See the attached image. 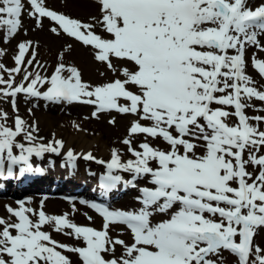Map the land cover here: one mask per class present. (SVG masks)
Masks as SVG:
<instances>
[{
	"label": "snow or ice",
	"instance_id": "snow-or-ice-1",
	"mask_svg": "<svg viewBox=\"0 0 264 264\" xmlns=\"http://www.w3.org/2000/svg\"><path fill=\"white\" fill-rule=\"evenodd\" d=\"M97 2L101 10L98 23L110 38L97 35L92 24L48 9L44 0H28L29 15L36 19L37 26L47 18L58 26L50 29L57 36L62 31L84 46H91L96 50L95 59L109 69L113 68L112 58H116L133 64L134 71L124 68L123 80L93 87L83 82L77 68L60 63L50 78L36 73L29 79L32 73L25 69L23 80L28 81L27 86L21 83L13 87L11 73H21L22 65H32L36 59L33 51L31 59L25 61L32 44L20 43L15 57L17 67L7 70L0 64V69L9 71L10 76L7 81L0 76V84L6 85L3 95L25 93L51 102L91 104L96 107L93 116L109 111L132 114L139 120L131 125L130 136L160 138L169 150L142 143V151H136L132 141L124 139L136 157L127 164H121L118 152L112 151L109 173L103 177L107 187L121 181L120 176L111 174L113 169L132 172L134 179L150 177L155 187L141 189L143 207L138 212L109 211L92 204L103 218V230L77 226L67 216L50 217L43 210L33 212L38 215L33 222L27 215L32 210L23 203L18 210L8 208L18 222L8 224L0 219L4 226L0 231V264H72L57 249L76 254L82 264H216L209 257L219 256L222 250L236 256L238 264H264L261 249H253L254 235L264 227V156L244 159L246 150L259 151L264 147V131L249 123L243 102L253 97L264 101V92L249 86L252 81L245 74L246 45H256L264 51L257 39L258 34L264 33V3L252 10L247 7V0ZM23 7L22 0H0V28L6 26V40L21 27ZM229 50L236 54L229 55ZM252 63L264 77V61L253 58ZM45 84L49 87L41 93L38 86ZM128 85L137 91H130ZM121 99L128 103L121 104ZM213 104L232 107L234 113L213 109ZM230 115L238 118L236 126L225 122ZM0 118L6 119V114ZM254 119L261 121L264 117ZM140 120L149 123L141 124ZM21 133H25V122L19 117L15 130L0 124V173L4 170L5 154L11 176L16 165L26 166L21 167V174L38 172L30 163L33 155L58 154L63 148L61 141H55V146L16 144ZM25 135L29 142L34 139L31 132ZM186 137L205 143L197 145ZM14 146L20 149V155L13 154ZM197 147L205 149L203 155L196 152ZM67 157L70 161L76 159L71 150ZM84 158L94 159L91 154ZM153 162L156 167L151 166ZM249 162L260 168L254 179L246 170ZM169 212L168 219L151 222L154 213ZM47 224L57 232L70 229L64 234L82 238L85 246L69 247L52 240L41 230ZM115 224L130 230L131 244L109 237L108 229ZM117 245L123 248L120 257L114 255ZM253 251L256 258L250 262ZM106 253H112L113 258L106 259Z\"/></svg>",
	"mask_w": 264,
	"mask_h": 264
},
{
	"label": "rangeland",
	"instance_id": "rangeland-1",
	"mask_svg": "<svg viewBox=\"0 0 264 264\" xmlns=\"http://www.w3.org/2000/svg\"><path fill=\"white\" fill-rule=\"evenodd\" d=\"M97 9L96 11H90L83 9L81 6H79V0H44L45 6L48 8H52L60 13H63L67 16H69L72 19L78 20L81 23L84 24H92L94 25L93 31L100 35L102 38H107L109 35L106 34L103 30V26L98 23V21L101 19V10L100 5L97 2ZM23 12L24 11H31V6L28 3V0H22ZM261 4H257L254 1H248L247 7L251 8L252 10H255L257 7H259ZM27 12L25 15H21V27L18 29L17 33L14 39V43L18 48V45L20 43H27L29 41H32V48L29 50V55L31 53V50L35 51L36 59L31 65V71L39 73L41 77L50 78L54 72L56 67L63 63L65 66L75 67L77 68L82 76L83 82L91 85V86H98L103 85L106 83L113 82L116 79L123 80L124 77L121 74L122 70L124 68H128L130 71L135 70V66L127 61H121L116 58H112V64L113 68L109 69L105 63L103 65H99L96 59H95V51L91 46H84L82 43L76 41L74 38L69 36H57L53 32H51V28L54 27L51 22L47 21V18H43L41 21L40 26H37V21L34 19L32 23H27ZM0 32H5L6 34V26L4 28H0ZM110 37V36H109ZM259 41L260 46H264V33L258 34L257 37ZM18 43V44H17ZM70 46V47H69ZM64 47L65 52H63L61 49ZM234 53H236L234 51ZM28 57V56H26ZM62 57V59H61ZM253 58L259 61H264V51H261L259 47L256 45H246L245 47V74L249 76L252 83L251 85L260 92H264V77H262L258 71L253 67ZM0 64H7L8 68H13L12 62H9L7 60H4L0 56ZM47 67V68H46ZM88 68L91 69V73H88ZM4 74H8L5 71H3ZM64 75H68L67 72L64 73ZM104 78L101 80L100 78ZM18 85V84H16ZM49 85L45 84L44 88H41L39 91L41 93H44L48 89ZM128 88L135 89V86L128 85ZM137 91V90H136ZM38 100L46 101L42 98H36L35 104L38 102ZM13 101L15 102L14 97L10 99H6L4 97V100H0V114L3 116L6 114V119H3L5 121H16L17 117L22 119L25 122V128L28 123L37 122L41 123L44 128L50 129L52 131H58V132H64V134H68L70 130L78 131L82 130L88 134H91V136L100 137L101 139L105 140L110 139L109 143L112 145L111 142L114 143V140H118L119 144L123 145L125 150L129 152V146L125 145L123 143V140L126 139L128 135H118L116 132L109 133L108 131H105L104 126L114 128L113 124L111 125L109 122L108 124H105V121H110V118L112 116L110 115H104V114H97L96 116H90L89 118H79L77 114L74 113H61L57 109L54 108H44L43 110H37L35 108H30V105L26 104V99L19 100L18 103H15V106L13 105ZM252 101V100H251ZM250 101L248 105V110L250 111V116H263L264 117V101H260L255 99L254 106L252 105V102ZM256 105V106H255ZM74 109L79 110L82 112H89L90 109L78 107V106H71L67 109ZM33 110V111H31ZM90 114V113H88ZM48 116L53 117L52 119H49ZM110 116V117H109ZM135 119L134 117H130L127 120L126 130L129 131L131 125L130 122H133ZM201 123H204L201 121ZM261 125H257L259 131H264V120L260 121ZM98 126H101L102 128L98 130ZM7 127V126H6ZM11 129V128H10ZM104 129V130H103ZM45 130V131H46ZM137 137H132V145L133 147L137 148L142 143H151L161 148L163 145H165L164 151L169 150V146L164 143V141L160 138L152 139L150 137H146L143 134L136 135ZM136 138V139H135ZM114 139V140H112ZM186 139H189L192 143L198 144L201 140L196 139L195 137H186ZM134 140V142H133ZM17 141V142H16ZM34 141L33 144H29L27 139L23 138H16L15 143L16 144H23L25 147H32L35 145V143H39L40 141L32 140ZM138 141L139 143L136 144ZM157 141V142H156ZM152 146V145H151ZM113 147H117L115 144ZM153 147V146H152ZM155 147V148H156ZM154 148V147H153ZM141 151V148H139ZM95 150V149H94ZM118 150V149H117ZM13 151L20 152V149L17 147H13ZM204 153V151H203ZM199 154V155H203ZM50 153L44 154L42 157L47 158L52 155H48ZM250 155H255L257 157L264 156V147H261L259 151H256L255 149L246 150L244 153V159L247 161L249 160ZM98 155L95 154L93 157H97ZM35 158L36 157L33 155ZM121 160L125 161L127 159L121 158ZM151 166H156L155 162L152 163ZM246 168H248V172L250 174L251 171L255 173L260 169L258 166L253 168V165L249 162L246 164ZM253 168V169H252ZM139 190H134V192H138ZM212 219H218V217H210ZM166 220V219H165ZM264 228H259L258 236L256 238L255 248L259 247L261 249L260 255H264ZM254 248V249H255ZM106 258L111 259L113 256L107 255ZM210 259H213L216 261V264H238V258L231 254L227 250H222L221 254L219 256H210ZM256 253L255 251L250 256V262L255 261Z\"/></svg>",
	"mask_w": 264,
	"mask_h": 264
},
{
	"label": "bare ground",
	"instance_id": "bare-ground-1",
	"mask_svg": "<svg viewBox=\"0 0 264 264\" xmlns=\"http://www.w3.org/2000/svg\"><path fill=\"white\" fill-rule=\"evenodd\" d=\"M256 1L260 4L264 3V0H256ZM78 4L83 9H86V10L96 11V9H97V3L95 2V0H79ZM27 18H28L27 23H32V21H34V19H35L32 16H30L29 13H28ZM60 36H65V34L63 35V32L61 31ZM14 39H15V37H11V38L6 40L5 39V32H3V33L0 32V53H2V54H0V56L4 60H6V62H7V60L9 62H12V66H13L12 69L17 67V65L15 64V57H16V55H18V51H19V49H17V47L14 43ZM61 50L63 52H65L64 47ZM28 58L30 59L31 55H29ZM25 61H27L26 58H25ZM98 64L102 65L100 62H98ZM5 67L8 68L10 66L5 64ZM21 67H22L21 73H15V72L11 73V77L13 78V87H15L16 84H21V83H23L25 86H27L28 81L23 80V76L25 74V71H24L25 69L27 72L32 73V77H30L29 79L33 78L36 74V72L31 71V65H27V63H25ZM87 72L91 73V69L88 68ZM0 76H2L5 81L10 79L9 73L5 74V75H2L0 73ZM100 79L103 80L104 78L101 77ZM4 89H6V85L0 84V100H4V97H7V99L11 98L10 96H4L3 95ZM24 96H25V93H19L15 96V98H16V100L17 99H19V100L26 99V104L30 105L29 106L30 108H35L37 110H43L44 109L41 107L54 108V109H57L58 111H60L61 113H72V111H73V113L77 114L79 118H89L90 116H93L92 114H88V112H86V111L82 112V111H75L73 109H67V108L63 109V108H60L59 106H57L55 104H50L48 102H44L41 100H39L35 104L34 102H35L36 97L31 96L28 98H24ZM61 102L65 103L66 101H61ZM80 107L87 108L86 106H80ZM31 111H33V110H31ZM0 114H2V113H0ZM103 114L114 116V117L110 118V121H114V123H110V121H108V120L105 121V124H108V122L111 125L113 124L114 128L104 126L105 131H108L109 133L116 132L118 135H124V134L129 135V132L126 130L127 120L130 118L129 115L123 116V115H118L117 113H113V112H104ZM48 118L52 119L53 117L48 116ZM0 124H3L4 126H7L9 128H15V121H13V122L5 121V120H2L0 118ZM101 128H102L101 126H98L97 129L100 130ZM33 129H35V131H33ZM45 130L46 129L44 128V126L41 123L32 122V123H28L26 125L25 133L31 132V135L34 138V140L40 141L39 143H35V145H33V146L49 145V144H52L53 146H55V141H61L63 143V148H61L62 150L58 151V154L51 152L53 155L52 156L53 162L46 163V162L42 161L43 162V163H41L42 165L37 167L39 169V173H43L44 171L49 169V166H51L52 163H54V162L59 163V165L63 164L62 167H68V165H74L76 163H79V162L75 163L74 160L70 161L68 159L67 152H66V151L70 150L68 148H71V151L73 152L74 156H76L75 160L82 159V158L85 159L84 157L86 155L94 154L92 152L95 149L94 150L95 154H97L98 157L91 160V161L89 159H85V161H83L82 164H83V166H86L87 169L93 170L100 175H102V170H104V165H103L102 161L107 160V159L112 160V150H114V149L116 150L117 148H119V154L123 155V157H128L132 161H134L136 159V157H134L132 154H131V157L128 155V152H126L124 146L119 144L118 143L119 141L117 139L116 140L112 139V140H114V143L111 142L112 145L114 146V144H115L117 146L114 149H112L113 146H111V144L109 143L110 139L105 138V140H103L100 138L101 136L100 137L91 136V134H88L82 130L78 131V133H76V131L70 130L69 132H67L68 134H66V135L64 134V132L60 133L58 131H52L50 129H47L46 131ZM25 133H24V135L17 136V138H23L24 137L26 139ZM132 137H137V136H130L129 138H132ZM33 142L34 141H31V142H29V144H33ZM136 142L138 143V141H136ZM203 144L204 143L201 140L197 145H203ZM203 150H204L203 147H197V152H201ZM13 154L18 156V155H20V152L14 151ZM30 160H33V159H30ZM41 160H36L34 162L30 161V163H31V165H35L37 163L39 164L41 162ZM21 167H26V166H24V165L13 166L12 172L19 174V175H23L22 176V183H24L25 181L29 180L33 175L32 173H34L36 171H33L31 173L25 172L24 174H21V172H20ZM7 169H8V161L6 159V154H5L4 170L3 171L7 172ZM54 171H57L58 173H63L64 169L58 168V170H54ZM7 175H8V172H7ZM0 182H1V180H0ZM49 183H50V179H47L43 185L36 187L37 190L25 191L21 195V197H19V196H0V219H3L8 224L17 223L18 222L17 218L12 216L8 212V208L18 210L20 204L23 203L25 207L32 210V212L27 213V215L29 216V218L33 222H36L38 220V215H34L33 212L38 213L39 211L43 210L45 212V214L47 216H50V217L67 216L68 220L70 222L76 224L77 226L91 227L95 230L103 228V223H104L103 218L100 216V214L94 208L91 207L92 204H97V205L104 207L103 205L98 204V203H94L88 199H81V198H76L75 200H72L71 197L66 198V197H62V196H59L58 198L53 197V196H49L48 198H46V197H44V194L48 193V191H46L44 188L48 187ZM72 188L78 189V187H72ZM54 189H56V188H54ZM81 192H87V191L84 190ZM55 193H60V190L55 191ZM138 195H139L138 193L133 192V193H129L128 195L123 196L122 198L116 199L115 200V207H122V208L127 207V208H131V209H136L139 211L143 207V205L140 202ZM111 205H112V203H111ZM106 208H110V206L106 207ZM170 214H171V212H169L168 214L158 213L156 215L157 217L151 222L153 224L159 223L163 219H165L167 217L169 218ZM3 227H4L3 225H0V231L3 230ZM117 228H121V227L117 226ZM41 230L48 233L51 236L52 240L57 241L59 244L67 245L69 247H81V246L85 245L82 238L78 240V239L74 238V236L64 234L65 232H70L71 231L70 229H65L62 232H57L54 230L53 225L47 224V225H44ZM10 231L13 235L16 234L14 229H10ZM108 235L112 240L121 239L127 244H131L133 242L132 234H131L130 230L127 231V229H126L124 231H120V230L115 229L114 225H110V227L108 229ZM263 238H264V236H263ZM57 250L61 251L63 255L69 257L72 264H82V262L79 260V258L76 254L68 253V252L64 251V249H57ZM122 254H123V248L121 246L117 245L115 247V254H114L115 257H120ZM109 255L113 256L112 253H109ZM4 258L9 259L7 256H5Z\"/></svg>",
	"mask_w": 264,
	"mask_h": 264
}]
</instances>
